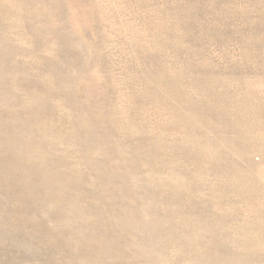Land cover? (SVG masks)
Returning <instances> with one entry per match:
<instances>
[{
    "label": "rangeland",
    "instance_id": "374dc122",
    "mask_svg": "<svg viewBox=\"0 0 264 264\" xmlns=\"http://www.w3.org/2000/svg\"><path fill=\"white\" fill-rule=\"evenodd\" d=\"M0 264H264V0H0Z\"/></svg>",
    "mask_w": 264,
    "mask_h": 264
}]
</instances>
